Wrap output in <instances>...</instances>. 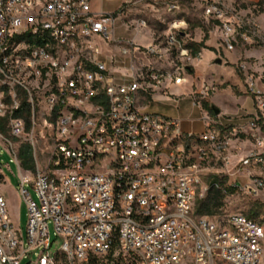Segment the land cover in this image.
Masks as SVG:
<instances>
[{
	"label": "built area",
	"instance_id": "2783aa9c",
	"mask_svg": "<svg viewBox=\"0 0 264 264\" xmlns=\"http://www.w3.org/2000/svg\"><path fill=\"white\" fill-rule=\"evenodd\" d=\"M202 2L223 29L224 49L264 42L255 20H243L227 0ZM143 6L171 14L165 35L148 46L118 39L117 16ZM183 10V0H125L116 12L95 11L93 0H0V140L18 163L28 209L25 238L0 187V264L30 255L37 259L29 264H261L264 222L195 211L207 164L227 159L231 135L246 129L256 149L238 167L247 183L233 184L264 192V93L255 80L257 111L236 133L203 110L208 83L194 95L203 132H184L179 119L143 109V97L189 73ZM133 24L148 25L143 17ZM114 49L133 58L123 81ZM143 52L146 61L137 59ZM151 58L170 65L155 67ZM15 138L34 149L35 171L18 159ZM39 141L47 144L41 157Z\"/></svg>",
	"mask_w": 264,
	"mask_h": 264
},
{
	"label": "rangeland",
	"instance_id": "374dc122",
	"mask_svg": "<svg viewBox=\"0 0 264 264\" xmlns=\"http://www.w3.org/2000/svg\"><path fill=\"white\" fill-rule=\"evenodd\" d=\"M203 0H183L184 10L181 15L187 21V31L191 35V42H202L205 40L207 47L201 49V53L205 49L215 52L216 58L222 59L221 63L211 61L210 66L207 65V57L209 52H205L204 60L199 63L202 56L194 57L190 55L185 63L189 66V73L184 82L179 85V89L170 87L164 93H157L153 101L143 100V109L145 111L158 112L174 118H180L185 123L192 125L194 128L188 132L200 133L206 129L203 121V112L194 106V95L200 90L204 83L212 85L213 89L205 101L208 105H216L220 108V113L216 115L211 113L209 107L205 106L204 111H208L211 116L222 124H233L236 121H242L254 115L257 111L255 101L256 94L252 91L250 79L255 80L257 89L264 93V42L243 43L238 41L235 48L231 51L224 49L223 37L224 32L218 21L208 18L204 15L202 2ZM125 0H93V9L95 11L116 12ZM230 8L240 13L243 20L254 19L260 30L261 37L264 39V6L259 5L258 0H227ZM136 17H143L147 21V27L134 29L133 23ZM171 14L163 7L157 9L151 6H143L139 9L128 10L122 16H117L116 35L118 39L135 41L142 45L148 46L153 43V38L163 37L167 31ZM129 24L131 28L125 24ZM104 46V45H103ZM105 48V47H104ZM193 48H191L192 53ZM119 60L116 63V76L123 81V73L129 70L133 61L131 54L122 55L119 50L114 49ZM119 54V55H118ZM147 55L143 52L138 55V60L146 61ZM151 62L155 67H168L170 64L166 60ZM157 61V60H156ZM194 120V121H192ZM192 121V122H191ZM246 137L241 133L231 135L229 152L226 153L227 159L213 160L207 164L204 170V182L207 187L202 197L198 196L196 208L200 205V200L208 195L210 182L215 177H220L223 184L229 186L234 182L246 184L248 179L243 171L239 170L241 160L248 153L256 149L255 144L249 138V129H246ZM236 133V130H234ZM14 148L18 159L22 162L21 148L30 147L24 139H13ZM47 148V144L39 141L36 146V154L41 157L43 149ZM32 155L34 149L30 148ZM31 161V160H29ZM26 169V168H25ZM35 171L34 167H31ZM0 187L8 201V210L13 223L18 230L27 237L28 228V209L16 186V180L19 178V166L15 156L8 151L0 140ZM31 195L38 200L35 189L28 185ZM223 194V193H222ZM220 206L206 210V216L218 219L230 213L249 214L252 209H260L258 219L264 222V192L249 193L246 190L237 188L233 193L223 194L220 200ZM53 232V226L50 225ZM58 247V243L52 247L54 252ZM37 259V255H30L24 259L21 264H28L31 259ZM181 264H191L189 259L184 260ZM261 264H264V254Z\"/></svg>",
	"mask_w": 264,
	"mask_h": 264
},
{
	"label": "trees",
	"instance_id": "16d2710c",
	"mask_svg": "<svg viewBox=\"0 0 264 264\" xmlns=\"http://www.w3.org/2000/svg\"><path fill=\"white\" fill-rule=\"evenodd\" d=\"M259 5L261 7L264 6V3H259ZM188 46L190 48H193L192 50V54L193 56H196L201 49L207 47L205 45V40H203L202 42H191L188 44ZM205 106L209 107V110L211 113H214L213 110L211 109V107L208 105V102L205 101ZM23 153H25L26 155L23 154V158L25 160V163L29 160L32 159V155L29 153L27 154V149L25 148L24 150H22ZM0 176H2L0 174ZM237 190V187L234 184H231L229 186H226L223 184V181L221 180L220 177H215L211 182H210V187H209V193L206 197L202 198L200 200V205L197 207L196 213L198 215H205L206 214V210H211L214 206L218 207L220 206V200L223 196V194L225 193H233ZM223 193V194H222ZM260 214V209H252L250 210L249 214H247L248 217H252L255 218L261 222H263L262 220L258 219L257 216H259Z\"/></svg>",
	"mask_w": 264,
	"mask_h": 264
},
{
	"label": "crops",
	"instance_id": "0c3cea01",
	"mask_svg": "<svg viewBox=\"0 0 264 264\" xmlns=\"http://www.w3.org/2000/svg\"><path fill=\"white\" fill-rule=\"evenodd\" d=\"M205 52H206V53H207V52L210 53V55H208V57H207V61H206V62H207V65L210 66L211 61L214 62V60L217 59V58H216V55H215V52L212 50V55H211V51H210L209 49H205V50L202 52V54H201L202 58H201V60L199 61V63L202 62V61L204 60V57H205L204 53H205ZM154 62H155V63H156V62L158 63L159 61L154 60ZM152 63H153V62H152ZM159 63H160V62H159ZM179 85H180V84L170 83V84H165V85L159 87L156 91H154V96H153L152 99H151V97H148V98L143 97V99H142V104H143V100L153 101L157 93H164V92L167 91L170 87H173L174 89H179ZM166 116H167V115H166ZM169 117H171V116H169ZM173 118H174V117H173ZM177 119H178V118H177ZM179 120H180L181 128H182V130H183L184 132H188V130L194 128L192 125H190V124H188V123H185L182 119L179 118ZM192 121H194V120H192ZM192 121H191V122H192ZM216 121H218V120H216ZM246 121H247V118H244V120H242V121H236V122L233 123V124H224V125H226V126L228 127L229 130H236V131H238V129H237L238 126H239L240 124H244ZM5 132L8 133L7 130H5ZM241 134H242V133H241ZM242 135L245 136V134H242ZM245 137H246V136H245ZM20 148H21V156H22V159H23V162H24V168H26V169H31V167H34V164L31 163L30 161H27V162L25 163V160H24V158H23V154H24V155H26V154L22 152V150H24V149L26 148V149H27V154L29 153V155H30V154L32 155L30 149H29L28 147H25V146H24V147H20Z\"/></svg>",
	"mask_w": 264,
	"mask_h": 264
},
{
	"label": "water",
	"instance_id": "95a60500",
	"mask_svg": "<svg viewBox=\"0 0 264 264\" xmlns=\"http://www.w3.org/2000/svg\"><path fill=\"white\" fill-rule=\"evenodd\" d=\"M222 62V59L220 57H218L216 60H215V63H221ZM211 109L213 110V112L218 115L220 113V108L217 107L216 105H212L211 106ZM19 185V181L18 179L16 180V186ZM29 264V263H28Z\"/></svg>",
	"mask_w": 264,
	"mask_h": 264
}]
</instances>
